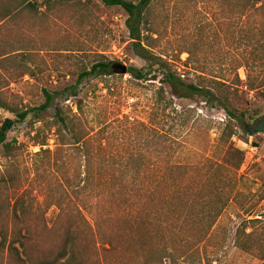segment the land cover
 <instances>
[{
	"label": "rangeland",
	"instance_id": "1",
	"mask_svg": "<svg viewBox=\"0 0 264 264\" xmlns=\"http://www.w3.org/2000/svg\"><path fill=\"white\" fill-rule=\"evenodd\" d=\"M49 1L54 8L35 0L38 11L29 9L0 23V51L17 47L30 53L24 60L26 75L19 76L13 68L3 75L8 83L3 94L21 109H34L7 134V141L20 145L18 184L28 189L24 202L32 204V218L39 212L46 211L47 217L57 212L52 203L62 192L63 173L70 177L80 173L77 179H84L79 157L70 150L53 153L56 141L48 127L55 105L76 112L75 103L80 99L81 127L94 144L104 135L101 141L114 155L110 159L120 161L129 149L142 151L151 129L165 136L160 142L164 152L158 169L142 170L134 177L130 173V177L124 169L121 173L113 170V162L102 157V168L95 174L100 181L99 195L89 193L66 205H89L91 211L85 208L82 212L91 222L97 220L103 233L125 232L123 247L112 255L110 264H141L160 248L173 251L175 264H264V132L247 131L262 120L264 99L250 92L249 107L258 114L247 121L245 131L238 127L236 135L228 139L220 137L225 120L222 110L207 106L200 98L173 96L159 82L160 76L137 80L129 73L109 71L111 74L82 79L75 89L77 95L72 94L66 87L76 83L93 53L127 68H142L146 63L133 50L126 14L120 7L105 6L101 0ZM235 2L158 0L153 11V49L167 54L165 58L177 66L187 83H200L199 72L183 63L188 54L180 51L188 47L195 52L191 67L207 68L226 79L237 71L244 80L245 68L235 71V67L249 61L252 75H257L264 67V56L252 62L250 54L256 47L250 38L252 33L258 36L255 27L260 15H239ZM44 91L53 95L52 105L37 116L35 109L44 103ZM186 109H193L190 121H186ZM6 117L14 114L0 107V122ZM34 128L43 130L47 139L42 149L49 152H40L34 145ZM149 153L144 161H149ZM120 174L135 187L132 207L111 204L113 195V199L123 196L117 190L112 192V182ZM220 207V215L207 229L206 215ZM125 216L129 219H123ZM244 219H259L247 223L245 233L249 235L241 234V241L250 247L247 250L238 246L235 235Z\"/></svg>",
	"mask_w": 264,
	"mask_h": 264
},
{
	"label": "trees",
	"instance_id": "2",
	"mask_svg": "<svg viewBox=\"0 0 264 264\" xmlns=\"http://www.w3.org/2000/svg\"><path fill=\"white\" fill-rule=\"evenodd\" d=\"M101 1L105 6H118L125 12V26L133 50L145 60L144 67L131 66L127 68L126 73L137 80H148L149 76L155 80L160 76L161 81L159 82L165 84L173 96L188 100L200 98V101L207 106L222 110L225 120L220 137L225 135L228 139L232 138L237 133L236 128L244 130L247 121L252 120L258 114L257 109L249 107L248 96L252 92L264 99V67L260 73L253 76L249 61L240 62L235 67V71L243 66L245 79H240L237 71L233 78L226 79L223 75H213L207 68L191 67L195 62H190L195 52L193 48L188 47V49L180 51V53L185 51L188 54L183 63L188 67L190 64L191 71L199 72L200 83H187L181 78L177 66H174L171 60H168L169 58L166 59L167 54L156 53L153 49L155 48L153 44L155 41L153 11L158 0ZM41 2L46 8H54L49 0H41ZM34 4L35 0H0V23L29 9L38 11ZM235 8L239 15L245 12H257L260 15V22L255 27L258 36L252 33L251 37L253 38H250L253 46L257 48H254L250 54L252 62H255L259 56L261 58L262 55L264 56V0H236ZM29 54L23 48L17 47H11L8 51H0V107L14 114V117H6L0 122V161H2L0 165V264H110L113 262L112 255L115 256L123 247L121 241L126 235L125 232L113 235L103 233L100 231L97 220L92 219L93 222H91L84 216L82 210L88 208L89 205L85 204L82 208L79 206L67 208L66 205L71 199L81 201L83 196L89 193L99 195L100 181L95 178V174L102 168V164L99 163L102 157L113 162V165H110L113 170L121 173V170L124 169L122 171H125L126 174L133 173V177L142 170L158 169L162 158L161 154L164 152L160 142L164 141L165 136H162L158 130L151 129L148 134L151 136L144 139L146 146L142 151L129 149L127 155L120 161L114 158L110 159L114 155L110 152L108 145L102 143L104 135L102 134L97 139L98 143L94 144L93 141L91 142V135L81 127L80 99H78V103H75L76 112H73L70 107L55 105L54 114L48 126L53 130L56 141V149L53 153H60L59 150H70L79 157L83 162L84 179H77L80 173L71 177L63 173L62 192L59 199L52 203L57 208V212L52 214V217H47L46 211L39 212L32 218L29 209L32 204L26 205L24 202V195L28 189L20 187L18 184L21 177L18 165L20 145L14 140L7 141V134L17 123L23 122L28 117L30 110L34 109H21L18 105L9 103L3 94V88L8 85L3 75L8 73L11 68L17 70L19 76L26 75L28 67L24 60L25 56ZM172 62L174 61L172 60ZM198 62L199 59H196V63ZM259 62L263 64L262 60ZM114 64L119 63H114L101 53H93L89 66L83 67L76 83L66 87V90H71L72 94L77 95L75 89L82 79L111 74L109 71H113ZM116 73L119 72L116 71ZM44 93V103L35 109L37 116L52 105L53 95L46 91ZM185 111L186 121H190L193 117V109ZM39 120L41 121V119ZM102 128L98 129V134L103 131ZM32 130L34 131L32 136L34 145L39 146L40 152L41 150L45 151L46 149H42V147L46 145L47 137L42 133L43 130L39 128ZM46 151L49 152V150ZM148 152H150V159L144 161ZM130 177H132L131 174ZM114 180L112 192L117 190L119 195L124 197L113 199V195L111 204L119 203L126 207H132L135 201L131 193L135 187L131 186L122 174L116 176ZM131 181L136 184L134 178ZM109 188L107 187V189ZM88 209L91 211L90 208ZM221 211L222 207L206 215L207 229L214 225ZM123 219H129V217L125 216ZM254 220L259 219H244L243 227L238 228L235 233L236 243L246 250L250 247L241 241V236L249 235V233H245L247 223ZM175 260L172 250L160 248L144 257L141 264H175ZM117 263L119 264V261Z\"/></svg>",
	"mask_w": 264,
	"mask_h": 264
},
{
	"label": "water",
	"instance_id": "3",
	"mask_svg": "<svg viewBox=\"0 0 264 264\" xmlns=\"http://www.w3.org/2000/svg\"><path fill=\"white\" fill-rule=\"evenodd\" d=\"M113 71H118L121 74H125L127 72V67L124 64H114ZM247 131L249 133H257V132H264V115L262 116V120L254 124L252 127L248 128Z\"/></svg>",
	"mask_w": 264,
	"mask_h": 264
}]
</instances>
